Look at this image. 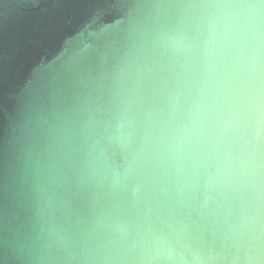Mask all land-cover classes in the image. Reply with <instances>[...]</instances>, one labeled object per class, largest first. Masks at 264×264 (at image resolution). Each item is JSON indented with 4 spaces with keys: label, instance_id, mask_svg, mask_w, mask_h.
<instances>
[{
    "label": "water",
    "instance_id": "1",
    "mask_svg": "<svg viewBox=\"0 0 264 264\" xmlns=\"http://www.w3.org/2000/svg\"><path fill=\"white\" fill-rule=\"evenodd\" d=\"M0 264H264V0H0Z\"/></svg>",
    "mask_w": 264,
    "mask_h": 264
}]
</instances>
